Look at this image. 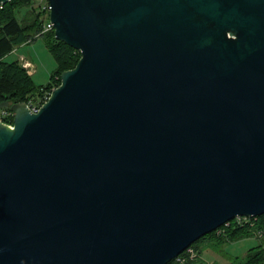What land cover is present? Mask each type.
<instances>
[{"label": "water", "instance_id": "water-1", "mask_svg": "<svg viewBox=\"0 0 264 264\" xmlns=\"http://www.w3.org/2000/svg\"><path fill=\"white\" fill-rule=\"evenodd\" d=\"M48 1L80 57L0 120V264H168L264 214V0Z\"/></svg>", "mask_w": 264, "mask_h": 264}, {"label": "trees", "instance_id": "trees-1", "mask_svg": "<svg viewBox=\"0 0 264 264\" xmlns=\"http://www.w3.org/2000/svg\"><path fill=\"white\" fill-rule=\"evenodd\" d=\"M22 8H27V11L22 17H18L17 12ZM41 14L32 0H10L0 5V109H10V106L17 102L28 103L29 100L36 102L42 99L44 92L51 91L59 85L61 72L73 68L80 57L78 50L56 40L53 30L42 34L41 36L48 34L46 45L54 58L55 70L50 81L39 87L18 61L4 60L15 47L31 43L39 37L37 33L42 28ZM11 120L12 117L7 119V122L10 123ZM218 230L217 237L220 241L230 242L250 236L258 238L259 243L248 249L239 264H264V214L251 217L243 224L230 221L228 225H222ZM209 234L197 241L206 239ZM191 246L195 248L194 244ZM168 264L176 262L172 260Z\"/></svg>", "mask_w": 264, "mask_h": 264}, {"label": "rangeland", "instance_id": "rangeland-1", "mask_svg": "<svg viewBox=\"0 0 264 264\" xmlns=\"http://www.w3.org/2000/svg\"><path fill=\"white\" fill-rule=\"evenodd\" d=\"M39 0H32V3L37 6ZM27 8H22L17 12L18 17L25 14ZM39 11V9H38ZM48 15L41 14V19L47 18ZM48 34L39 36L34 41L28 44H23L16 47V51H12L5 57V61H20L21 57L33 61L37 66V73L32 75V80L36 86L46 85L50 81L51 74L55 70V61L49 52L46 42ZM53 89V88H52ZM51 89V90H52ZM51 91L44 92L43 98L37 100L43 103L46 96L48 97ZM234 222V218L230 220ZM218 231H212L206 239L194 242L197 257L188 264H239L242 257L245 256L248 249L256 246L259 239L255 236L245 237L239 240L225 242L218 240Z\"/></svg>", "mask_w": 264, "mask_h": 264}, {"label": "built area", "instance_id": "built-area-1", "mask_svg": "<svg viewBox=\"0 0 264 264\" xmlns=\"http://www.w3.org/2000/svg\"><path fill=\"white\" fill-rule=\"evenodd\" d=\"M37 9H39V11H41L42 14L48 15L49 10H50L49 1L48 0H39L38 5H37ZM51 30H53V25L48 20V17L45 19H42V28H41L40 32L37 33V36H41L42 34L49 32ZM19 64L25 69V71L28 75H32L36 71L35 65L31 61H28L26 58L21 57ZM45 99H47V96ZM41 104H42L41 101H40V103H37V102L31 101V100H29L27 103V105L29 106V108L33 112H36ZM10 117H12V112L10 109H7V108H1L0 109V120L1 121L7 122V119H9ZM249 219H250L249 217L239 216V217L234 218V221L237 224H243L244 222L249 221ZM229 223H230V221L227 222L225 225H228ZM218 232H219V230H218ZM196 257H197V252L195 251V249L192 246H189L183 252H181L177 257L174 258V262H176V264H188L190 261L194 260Z\"/></svg>", "mask_w": 264, "mask_h": 264}, {"label": "crops", "instance_id": "crops-1", "mask_svg": "<svg viewBox=\"0 0 264 264\" xmlns=\"http://www.w3.org/2000/svg\"><path fill=\"white\" fill-rule=\"evenodd\" d=\"M28 44V43H27ZM23 45V44H22ZM12 51H16V47L12 50ZM28 60V59H27ZM28 61H31V60H28ZM31 62H33V61H31ZM35 67H36V71L34 72V74L35 73H37V66L35 65ZM33 75V74H32ZM32 75H30V76H32Z\"/></svg>", "mask_w": 264, "mask_h": 264}]
</instances>
